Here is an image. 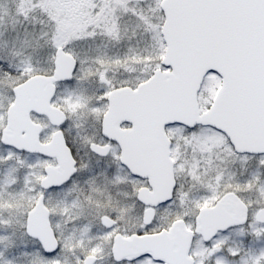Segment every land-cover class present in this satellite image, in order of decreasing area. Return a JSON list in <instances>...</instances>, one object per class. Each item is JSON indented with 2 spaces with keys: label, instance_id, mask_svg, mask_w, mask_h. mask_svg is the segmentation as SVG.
I'll use <instances>...</instances> for the list:
<instances>
[{
  "label": "flooded vegetation",
  "instance_id": "obj_1",
  "mask_svg": "<svg viewBox=\"0 0 264 264\" xmlns=\"http://www.w3.org/2000/svg\"><path fill=\"white\" fill-rule=\"evenodd\" d=\"M62 50L68 53L64 48ZM53 72L54 59L46 64L44 72L34 73L6 88L0 85V95L4 97L0 99V209H23L28 200L27 209L31 211L41 202L47 212L48 239L53 240L55 246L46 251L37 237L27 235L26 216L25 234L35 242V250L40 252L37 257H46L49 264H64L70 260L75 264H84L86 260L91 264H222L223 259L232 257L233 261L242 264L251 242L264 243V233L255 235L252 232L264 228V220H256V214L264 211V205L255 207L256 210L251 213L240 194L250 186L259 193L264 188L257 177H252L253 184L248 181L249 174L243 168L242 160L243 157L256 158L264 170V152L238 153L222 134L227 147V153L222 152L221 155L224 157L223 167L233 173L234 177L229 180L233 185L226 180L222 195L210 196L212 198L206 204H198L201 194L196 191L191 166L196 163L195 168L197 165L201 167L203 157L191 148V142L181 141L179 130L195 127L166 125L164 133L169 142L168 158L162 160L161 168L147 167L144 175H137L122 162L120 143L102 132L108 94L97 96L95 109L85 124L69 130L64 104L67 99L66 85L75 70L69 80L52 82L54 92L49 105L62 112L61 117L58 116V124L35 108L25 113L24 107H19L9 118V108L15 101V88L32 76L51 77ZM40 90L39 96L43 98L46 87ZM32 96L36 100V92ZM115 130H132V123L119 122ZM56 132L60 133L61 139L56 143V149L51 146L46 153L27 149L31 143L34 147L51 144ZM128 141L131 145L132 136L128 137ZM228 152L234 156L230 158ZM130 154H133L132 150ZM166 161H170V168L166 166ZM205 164L207 170L211 168V173L215 172L212 165ZM211 173L205 177L209 188L214 176ZM151 175L160 176V190L157 192ZM139 192H143V199H139ZM229 193L244 204L240 215L243 222L218 229L205 240L198 218L200 210L212 208ZM156 194L164 198L155 199ZM14 198L20 205L12 200ZM247 225H251L252 230H246ZM156 234H163L159 248L164 255L158 259L138 243L142 241L140 238ZM261 246V260H256L259 250L255 249V263L251 264H264V245ZM18 257L20 255L17 254L11 262H19ZM37 257L32 256L31 260L35 261Z\"/></svg>",
  "mask_w": 264,
  "mask_h": 264
},
{
  "label": "water",
  "instance_id": "obj_2",
  "mask_svg": "<svg viewBox=\"0 0 264 264\" xmlns=\"http://www.w3.org/2000/svg\"><path fill=\"white\" fill-rule=\"evenodd\" d=\"M160 9L165 49L159 63L166 69L156 68L135 89H113L107 98L102 132L120 143L122 162L140 176L147 167L161 168L162 160L168 158L164 126L171 123L188 128L208 125L221 131L238 153L264 152V0H161ZM75 67V58L57 48L51 77L35 75L15 88L9 118L19 107H24L25 113L35 108L58 124L62 112L49 105L52 82L69 80ZM209 71L221 77V86L209 108L201 112L197 93ZM42 87H46L43 98L39 96ZM122 121L132 123V130L116 131L115 125ZM59 141L56 132L51 144L34 147L31 143L27 149L46 153L51 146L56 149ZM166 166L170 168V161ZM151 178L157 192L160 176ZM138 197L143 199V192ZM154 198L164 197L156 194ZM243 209L244 204L231 193L212 208H202L198 218L203 238L208 240L216 230L242 223ZM263 216L264 211H259L256 220L263 221ZM26 233L37 237L46 251L55 246L48 239L47 212L40 201L28 212ZM162 237L145 236L138 243L158 259L164 255L159 248Z\"/></svg>",
  "mask_w": 264,
  "mask_h": 264
},
{
  "label": "rangeland",
  "instance_id": "obj_3",
  "mask_svg": "<svg viewBox=\"0 0 264 264\" xmlns=\"http://www.w3.org/2000/svg\"><path fill=\"white\" fill-rule=\"evenodd\" d=\"M131 1V16L116 15L109 23L107 14L115 13L111 12L115 9L114 5L124 0H0V85L6 88L34 73L44 72L46 64L53 61L55 50L62 47L77 61L75 73L66 85L67 99L64 106L68 115L67 126L72 130L85 124L95 109L97 96H105L114 88L136 86L160 67L159 61L164 52L160 34L163 21L159 7L161 0ZM217 83L219 89L220 77H210L206 84L214 87ZM3 98L0 95V99ZM203 103L200 105L201 111L207 108ZM179 130L181 141L191 142V148L203 157L201 167L197 165L195 168L194 163L191 170L195 176L196 191L199 190L201 194L198 204H206L213 196L223 194L226 180L229 183L233 176L231 171L223 167L224 157L221 155L227 151L224 137L210 126L197 125L191 130L183 127ZM228 154L230 158L234 156L230 152ZM242 160L243 168L249 174L248 181L253 184V178L257 177L264 186V170L258 164L259 161L246 157ZM205 162L215 169L211 188L205 183L206 175L211 173V168L206 169ZM263 189L259 193L250 186L240 192L251 213L256 210L255 207L264 205ZM12 200L20 205L17 198ZM28 206L27 200L23 209H0V264H13L11 260L17 254L20 255V261L14 264H49L46 257H37L40 252L35 250V242L25 234V220L30 210ZM245 229L252 230V227L247 225ZM252 232L262 235L264 228ZM261 245L264 243L251 242L242 264L255 263V249L259 250L256 260H261ZM32 256L37 257L35 261L31 260ZM236 261L227 257L222 260V264H236ZM75 263L70 260L64 264Z\"/></svg>",
  "mask_w": 264,
  "mask_h": 264
},
{
  "label": "trees",
  "instance_id": "obj_4",
  "mask_svg": "<svg viewBox=\"0 0 264 264\" xmlns=\"http://www.w3.org/2000/svg\"><path fill=\"white\" fill-rule=\"evenodd\" d=\"M131 5H132V1L131 0H124V2H118L116 3V5H114V8L113 11L111 12H115V13H110L109 15L107 14V20L108 22L110 23L111 21H113L114 17L117 15L118 17L121 16H131V14L129 13V11H131ZM104 10H107V9H104ZM139 10V9H138ZM133 12H136V10L132 9ZM128 12V13H126ZM109 18V19H108ZM93 49H95V47H91ZM210 77H216L218 79V75L214 72H208L204 78H203V81H202V84L200 86V89H199V93H198V100H199V103L201 105V103H203V101H205L203 103V105L206 107H208L212 101V98L214 96V93L215 91L218 89V84H215L214 87L213 85H210V86H207V79L210 78ZM213 95V96H212ZM202 106V105H201Z\"/></svg>",
  "mask_w": 264,
  "mask_h": 264
}]
</instances>
